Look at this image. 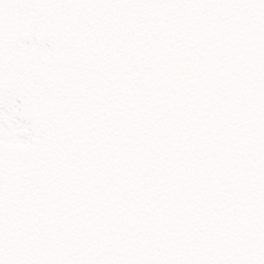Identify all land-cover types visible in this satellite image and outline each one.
Wrapping results in <instances>:
<instances>
[{
	"label": "snow or ice",
	"instance_id": "snow-or-ice-1",
	"mask_svg": "<svg viewBox=\"0 0 264 264\" xmlns=\"http://www.w3.org/2000/svg\"><path fill=\"white\" fill-rule=\"evenodd\" d=\"M0 264H264V0H0Z\"/></svg>",
	"mask_w": 264,
	"mask_h": 264
}]
</instances>
